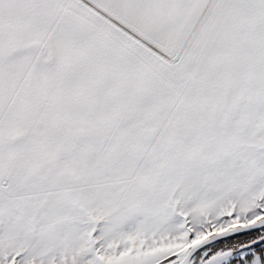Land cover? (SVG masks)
Returning a JSON list of instances; mask_svg holds the SVG:
<instances>
[{
  "label": "snow or ice",
  "instance_id": "6c2138e0",
  "mask_svg": "<svg viewBox=\"0 0 264 264\" xmlns=\"http://www.w3.org/2000/svg\"><path fill=\"white\" fill-rule=\"evenodd\" d=\"M0 264H264V0H0Z\"/></svg>",
  "mask_w": 264,
  "mask_h": 264
}]
</instances>
